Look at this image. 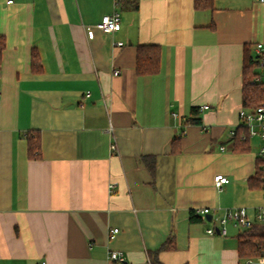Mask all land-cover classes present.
Here are the masks:
<instances>
[{
  "label": "crops",
  "instance_id": "obj_1",
  "mask_svg": "<svg viewBox=\"0 0 264 264\" xmlns=\"http://www.w3.org/2000/svg\"><path fill=\"white\" fill-rule=\"evenodd\" d=\"M114 11L120 30L86 31ZM0 36V264L261 256L240 255L246 231L208 229L228 209L255 218L264 206L253 181L264 138L231 136L244 108L245 49L255 55L264 43V1L0 0ZM141 44L160 47L158 73H137ZM218 174L229 178L220 189ZM114 251L124 260H111Z\"/></svg>",
  "mask_w": 264,
  "mask_h": 264
},
{
  "label": "trees",
  "instance_id": "obj_2",
  "mask_svg": "<svg viewBox=\"0 0 264 264\" xmlns=\"http://www.w3.org/2000/svg\"><path fill=\"white\" fill-rule=\"evenodd\" d=\"M118 6L122 5V0L118 1ZM137 1L134 2V8H137ZM195 7L200 9H207L213 7V0H195ZM5 48V38L0 36V63L2 53ZM160 58L161 50L158 45L155 44H141L137 46V59H136V71L139 75H154L160 70ZM33 67L39 65L38 56L33 53L32 55ZM260 66L257 60L256 54L253 55L248 47L245 49L244 65H243V105L245 109L254 111L259 106L264 105V78L259 79ZM197 121V119H195ZM243 131V132H240ZM245 136V138L243 137ZM237 143H248L249 128L245 124H241L240 128L236 130V136L234 137ZM27 140L29 143V155L31 157H38L40 154V142L39 138L33 133L27 134ZM264 157L258 155L257 159V173L255 181L258 186H262L264 183ZM240 239L239 252L242 257L258 256L264 246V232L252 228L245 232ZM153 264H160L154 259Z\"/></svg>",
  "mask_w": 264,
  "mask_h": 264
},
{
  "label": "built area",
  "instance_id": "obj_3",
  "mask_svg": "<svg viewBox=\"0 0 264 264\" xmlns=\"http://www.w3.org/2000/svg\"><path fill=\"white\" fill-rule=\"evenodd\" d=\"M118 3L119 0H115ZM264 1V0H260ZM8 4L14 2V0H6ZM96 28L105 33L116 32L121 29V16L118 11H114L111 14L103 15L98 23L95 25L86 26V31L89 34H92L93 29ZM123 43H119L122 45ZM256 56L260 66V75L259 79L264 78V43H258L256 45ZM119 74V71H115V75ZM240 121L241 124H245L249 128V136L253 137L259 135L261 138H264V105L259 106L254 111L243 108L240 111ZM112 130V127H110ZM231 136H236V130L231 131ZM245 138V136H243ZM111 149H116V144H111ZM260 155L264 157V148L261 149ZM264 167V165H263ZM229 182V178L226 175L218 174L214 178L215 186L220 189L222 185ZM264 190V183L262 185ZM196 213L202 215H208L210 213L209 208L197 209ZM217 226L211 227L208 229V233L211 235L216 234L217 232L221 235L228 234V224H232L237 228H240L244 231L252 229L257 223L263 225L264 232V206L259 208L256 217L251 218L248 214V211L245 207H237L228 209L224 212L223 215L217 217ZM118 228H113L110 231V238H114L118 233ZM109 258L113 261L121 262L123 261L122 254L119 252H111ZM45 264V263H44ZM247 264H264V246L261 251V256L256 260L253 258L248 259Z\"/></svg>",
  "mask_w": 264,
  "mask_h": 264
},
{
  "label": "water",
  "instance_id": "obj_4",
  "mask_svg": "<svg viewBox=\"0 0 264 264\" xmlns=\"http://www.w3.org/2000/svg\"><path fill=\"white\" fill-rule=\"evenodd\" d=\"M207 218H208V220H211L212 217L210 215H208Z\"/></svg>",
  "mask_w": 264,
  "mask_h": 264
}]
</instances>
